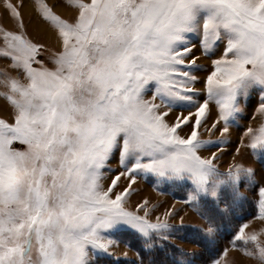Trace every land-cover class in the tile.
<instances>
[{
	"label": "snow or ice",
	"instance_id": "obj_1",
	"mask_svg": "<svg viewBox=\"0 0 264 264\" xmlns=\"http://www.w3.org/2000/svg\"><path fill=\"white\" fill-rule=\"evenodd\" d=\"M69 6L76 12L71 22L41 3L60 45L47 57L52 67L38 58L43 45L12 31L0 37V59L22 76L0 80L7 89L0 96L11 107L10 120L0 118V264H90V250L108 253L115 242L105 233L121 226L146 241L168 239L170 225L149 218L147 201L127 207L136 173L190 181L186 203L218 199L223 190L238 197L242 176L253 175L240 164L221 172L217 154H203L215 142L201 129L215 105L217 119L206 131L224 138L240 99L256 88L264 116V0H69ZM6 7L23 28L18 9ZM190 35L200 37L206 55L224 45L202 90L194 88ZM181 105L195 110L166 119ZM243 135L245 147L264 151V121ZM116 153L124 171L105 186ZM121 177L130 184L118 192ZM260 197L257 219L264 220V188ZM247 227L232 243L241 241L244 254L264 264V237Z\"/></svg>",
	"mask_w": 264,
	"mask_h": 264
},
{
	"label": "rangeland",
	"instance_id": "obj_2",
	"mask_svg": "<svg viewBox=\"0 0 264 264\" xmlns=\"http://www.w3.org/2000/svg\"><path fill=\"white\" fill-rule=\"evenodd\" d=\"M28 1L32 10L25 13L23 8L25 0H0V37L3 31H12L23 35L25 39L33 43L43 45L42 54L38 58L44 59L47 65L52 67L47 57L55 53L60 45L55 29L42 19L41 3H46L55 14L69 22L76 14L75 9L69 6V0ZM9 3L21 13L23 28L19 27V21L6 7ZM38 22L43 24L45 29L38 28L36 26ZM189 41L190 45H194L189 59L197 58V67L191 70L198 78L194 88L202 90L207 75L212 71L211 62L220 57L224 45L218 44L206 55L201 49L199 36L190 35ZM4 47L3 39L0 38V49ZM9 65L8 59H0V80L4 79L5 73L22 79L21 73L13 70ZM5 91L7 89L0 86V93ZM150 95L151 93H148L149 97ZM204 98L206 94L203 91H199L195 97L199 102H202ZM239 103L241 112L230 121L229 132L224 138L220 137L218 130H213L211 133L206 131L217 119L215 105H212L207 124L201 132L204 139L211 138L215 142L203 154L208 156L215 152L219 157L215 163L221 172H226L234 164L253 170L250 179L242 176L238 186L240 195L233 197L230 190H223L218 199L202 196L198 202L186 203L193 191L190 181L169 179L152 173H136V182L131 184L130 195L126 197L127 207L135 210L138 205L147 201L145 210L149 212V218L156 222L159 217L161 221H166L170 225L169 229L163 233L168 239L154 235L150 241H146L136 231L121 226L105 233L108 239L115 242L108 253L90 250V264H213L216 260H220L221 264H225V261L228 264H257L254 258L244 254L241 241H237L235 245L232 241L244 224L248 225L245 229L246 233H257L264 237V220L257 219L260 213V189L264 188V151L254 152L245 147L247 139L243 135L248 127H257L264 121V116L257 112L260 89L250 90ZM194 110V105L191 107L181 105L176 107L166 119L171 122L180 112L187 115L189 111ZM0 118L5 120L11 118V107L2 96H0ZM222 126L221 122L218 127ZM189 131L190 126L184 128V134ZM237 148L240 149L239 152ZM122 171L124 168L119 164V156L116 153L109 161V168L105 169L106 178L103 181L105 186ZM129 184L128 178L121 177L116 191H122L129 187ZM140 214L143 215V211ZM210 226L214 228L211 235L207 231ZM146 243H151L152 247H147ZM225 250L228 255L223 257ZM142 251L146 254L145 262L142 261L144 259ZM155 256L162 260H157Z\"/></svg>",
	"mask_w": 264,
	"mask_h": 264
},
{
	"label": "bare ground",
	"instance_id": "obj_3",
	"mask_svg": "<svg viewBox=\"0 0 264 264\" xmlns=\"http://www.w3.org/2000/svg\"><path fill=\"white\" fill-rule=\"evenodd\" d=\"M31 4L29 3V1L28 0H25V3H24V6H23V8L25 9V13H28V12H30V10H32L30 7H32V6H30ZM36 24V23H35ZM36 26L38 27V28H41V29H45V27H44V25L43 24H41L40 22H38L37 24H36ZM37 28V29H38ZM46 29H47V26H46ZM40 30V29H39ZM47 33H49V31L47 30ZM50 34V33H49ZM54 36V35H53ZM51 37V36H50ZM52 38V37H51Z\"/></svg>",
	"mask_w": 264,
	"mask_h": 264
},
{
	"label": "trees",
	"instance_id": "obj_4",
	"mask_svg": "<svg viewBox=\"0 0 264 264\" xmlns=\"http://www.w3.org/2000/svg\"><path fill=\"white\" fill-rule=\"evenodd\" d=\"M145 252L144 251H142V258H144L142 261L143 262H145L146 260H145ZM155 258L157 259V260H162V258H158L157 256H155Z\"/></svg>",
	"mask_w": 264,
	"mask_h": 264
}]
</instances>
